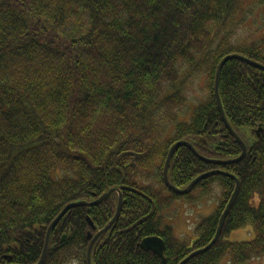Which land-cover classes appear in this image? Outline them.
Returning <instances> with one entry per match:
<instances>
[{"label":"trees","instance_id":"obj_1","mask_svg":"<svg viewBox=\"0 0 264 264\" xmlns=\"http://www.w3.org/2000/svg\"><path fill=\"white\" fill-rule=\"evenodd\" d=\"M243 0H0V264H36L46 231L71 202L111 188L121 210L97 237L91 264H245L264 257V36L235 39ZM235 25V24H233ZM202 84V94L196 93ZM195 99L190 100L189 91ZM259 135L256 130L259 128ZM251 138V140H250ZM239 179V189L213 240ZM219 188L213 211L177 237L162 212L196 189ZM118 193L69 208L41 264H87V233L113 217ZM87 218L95 228H92ZM251 226L250 240L231 241ZM164 241L165 262L138 243ZM210 244V245H209ZM209 245L207 248H205ZM205 248V249H204Z\"/></svg>","mask_w":264,"mask_h":264},{"label":"rangeland","instance_id":"obj_2","mask_svg":"<svg viewBox=\"0 0 264 264\" xmlns=\"http://www.w3.org/2000/svg\"><path fill=\"white\" fill-rule=\"evenodd\" d=\"M237 14L234 15L233 23L227 24L226 28H233L235 39L247 37L260 38L264 36V0H243ZM235 24V25H233ZM199 84L196 89L198 95L202 94ZM190 100L195 99V92L189 91ZM195 94V96H194ZM251 140V138H250ZM219 188L213 186L210 193L203 194L198 189L192 192L193 201L188 199H177L162 212L163 223L171 224L177 237L189 235L199 215L210 214L216 203ZM255 233L251 226H245L233 230L228 239L231 241L250 240ZM219 264H230L228 257L223 258ZM245 264H264V257L254 259Z\"/></svg>","mask_w":264,"mask_h":264},{"label":"water","instance_id":"obj_3","mask_svg":"<svg viewBox=\"0 0 264 264\" xmlns=\"http://www.w3.org/2000/svg\"><path fill=\"white\" fill-rule=\"evenodd\" d=\"M230 58H240V59H244L246 60L247 62L261 68L264 70V65L256 62V61H253L243 55H240V54H228L226 56H224L221 61L219 62L218 66H217V70H216V74H215V80H214V92H215V95H216V98H217V102H218V106L220 108V112H221V116H222V120L224 122V124L227 126L228 130L231 132V134L236 138V140H238V142L241 144L242 146V152L241 154L234 158V159H229V160H217V159H208V158H205L201 155H199L196 150L194 149V147L187 141L185 140H179L177 142H175L169 149L168 151V154H167V157H166V161H165V165H164V168H163V179H164V182L165 184L167 185L168 188L172 189L173 191L177 192V193H187L193 186L194 184H196L200 179L208 176V175H211L213 174L215 171L212 170V171H208V172H205L203 174H200L199 176H197L196 178H194L186 187L184 188H179V187H176L174 185H172L169 180H168V176H167V170H168V165H169V162H170V159H171V156H172V153L174 151V149L180 145H185L187 147H189L193 153L199 157L200 159L202 160H206V161H210V162H214V163H218V164H226V163H230V162H235V161H238L240 160L243 155L245 154L246 152V144L241 140V138L235 133V131L231 128L230 124L228 123L225 115H224V112L222 110V107H221V103H220V98L218 96V80H219V73H220V69L222 67V65ZM259 130H260V126L259 128L256 130V133L257 135H259ZM234 179H235V187H234V190H233V193L224 209V211L222 212L221 216H220V219H219V224H218V227H217V230H216V234L213 238V240L210 242V244H212L215 239L217 238V236L219 235V232H220V229H221V225H222V222L225 218V215L227 214L228 210H229V207L239 189V185H240V182H239V179L236 178L235 176L231 175ZM112 192H117L118 193V203H117V207H116V211L112 217V219L103 227L101 228L100 230H98L94 235L91 233V232H88L87 233V238L90 240L89 241V245L87 247V264H91V261H90V254H91V249H92V246L95 242V240L97 239V237L99 235H101L102 233H104L105 231H107V229L112 225V223L118 218L119 214H120V210H121V204H122V194L120 192L119 189H116V188H111L109 189L107 192L101 194L99 197L95 198L94 200L92 201H84V200H81V201H76V202H71V203H68L61 211L60 213L54 218V220L49 224L48 228H47V231H46V236H45V242H44V246H43V250H42V253H41V256H40V259L38 260V262L36 264H41L44 256H45V253H46V250H47V247H48V241H49V235H50V232L52 230V228L56 225V223L60 220V218L65 214V212L69 209V208H72V207H75V206H93V205H96L98 204L99 202H101L102 200L106 199ZM89 224L91 225L92 228H95L94 225L92 224V222L89 220V218H87ZM209 244V245H210ZM209 245H207L205 248H207ZM138 246L145 250V251H152L153 253H155L157 256H159L162 260V262H165L166 259L164 257V241L162 240L161 237L159 236H147V237H144L139 243H138ZM204 248V249H205ZM198 250L196 251H193L191 252L187 257H185L184 259H182L178 264H184L191 256H193L195 253H197Z\"/></svg>","mask_w":264,"mask_h":264}]
</instances>
